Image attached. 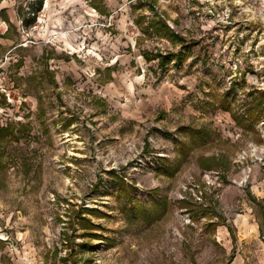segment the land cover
<instances>
[{
  "label": "rangeland",
  "instance_id": "374dc122",
  "mask_svg": "<svg viewBox=\"0 0 264 264\" xmlns=\"http://www.w3.org/2000/svg\"><path fill=\"white\" fill-rule=\"evenodd\" d=\"M38 3L0 0V264H264V0Z\"/></svg>",
  "mask_w": 264,
  "mask_h": 264
},
{
  "label": "trees",
  "instance_id": "16d2710c",
  "mask_svg": "<svg viewBox=\"0 0 264 264\" xmlns=\"http://www.w3.org/2000/svg\"><path fill=\"white\" fill-rule=\"evenodd\" d=\"M43 0H39V5H42ZM163 25L164 27L168 28V25L165 21H163ZM180 55V54H179ZM177 55L175 57H173L175 60L179 59L181 60L182 56ZM159 59V66H165L166 64L170 63V61L173 60L172 55L166 54V55H162L161 53H158L156 55ZM199 164L203 169L206 170H212L213 168L217 167L219 165V159L216 156H212V157H202L199 158Z\"/></svg>",
  "mask_w": 264,
  "mask_h": 264
}]
</instances>
